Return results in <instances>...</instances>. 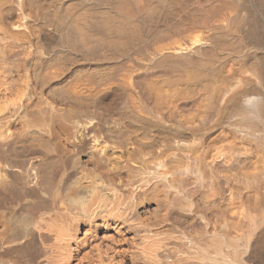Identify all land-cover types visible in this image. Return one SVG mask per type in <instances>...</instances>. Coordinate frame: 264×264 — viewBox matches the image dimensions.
<instances>
[{
    "label": "bare ground",
    "instance_id": "bare-ground-1",
    "mask_svg": "<svg viewBox=\"0 0 264 264\" xmlns=\"http://www.w3.org/2000/svg\"><path fill=\"white\" fill-rule=\"evenodd\" d=\"M0 264H264V0H0Z\"/></svg>",
    "mask_w": 264,
    "mask_h": 264
},
{
    "label": "rangeland",
    "instance_id": "rangeland-1",
    "mask_svg": "<svg viewBox=\"0 0 264 264\" xmlns=\"http://www.w3.org/2000/svg\"><path fill=\"white\" fill-rule=\"evenodd\" d=\"M46 56V57H45ZM43 57H45V58H47V55L46 54H43ZM49 69V68H48ZM47 69V70H48ZM167 70H164V71H169V70H171L170 68L168 69V68H166Z\"/></svg>",
    "mask_w": 264,
    "mask_h": 264
}]
</instances>
